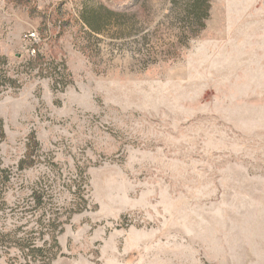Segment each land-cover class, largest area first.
<instances>
[{
	"label": "rangeland",
	"instance_id": "rangeland-1",
	"mask_svg": "<svg viewBox=\"0 0 264 264\" xmlns=\"http://www.w3.org/2000/svg\"><path fill=\"white\" fill-rule=\"evenodd\" d=\"M207 4L0 0L1 232L37 191L50 264H264V0Z\"/></svg>",
	"mask_w": 264,
	"mask_h": 264
},
{
	"label": "trees",
	"instance_id": "trees-1",
	"mask_svg": "<svg viewBox=\"0 0 264 264\" xmlns=\"http://www.w3.org/2000/svg\"><path fill=\"white\" fill-rule=\"evenodd\" d=\"M189 1V14L192 16L195 24L202 25V21L208 16V0H188ZM89 27V24L87 21ZM3 59H0V62ZM5 135L3 131V124L0 119V144L3 141ZM31 143L37 147L34 143V139H31ZM31 144L27 145L28 154L25 158L19 162L18 168L25 170L30 167L29 151H31ZM5 181H8V174L5 176ZM43 196L37 191L32 192L31 198L34 201L33 209L39 212L35 219V227L28 232H22L26 236H17L14 233H3L0 231V249L15 250L20 253L21 257L26 262L32 264H50L59 255L60 248L57 242V236L62 232V226L67 224L68 218H65V222H58V219H52L47 216V211L43 206ZM82 210L75 211L73 214L80 213ZM46 217V218H45ZM57 233V235H56ZM34 234V238H28V235Z\"/></svg>",
	"mask_w": 264,
	"mask_h": 264
},
{
	"label": "built area",
	"instance_id": "built-area-1",
	"mask_svg": "<svg viewBox=\"0 0 264 264\" xmlns=\"http://www.w3.org/2000/svg\"><path fill=\"white\" fill-rule=\"evenodd\" d=\"M24 40L30 43L32 46H35V44H37V42L39 41V38L35 32H30L24 36ZM29 51H30V55L33 56L35 54L34 48H30Z\"/></svg>",
	"mask_w": 264,
	"mask_h": 264
}]
</instances>
